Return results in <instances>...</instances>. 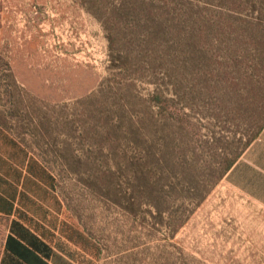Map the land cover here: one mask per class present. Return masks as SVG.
<instances>
[{
	"label": "rangeland",
	"instance_id": "obj_1",
	"mask_svg": "<svg viewBox=\"0 0 264 264\" xmlns=\"http://www.w3.org/2000/svg\"><path fill=\"white\" fill-rule=\"evenodd\" d=\"M261 24L264 0H0V130L62 258L264 264V206L192 195L264 113Z\"/></svg>",
	"mask_w": 264,
	"mask_h": 264
},
{
	"label": "crops",
	"instance_id": "obj_2",
	"mask_svg": "<svg viewBox=\"0 0 264 264\" xmlns=\"http://www.w3.org/2000/svg\"><path fill=\"white\" fill-rule=\"evenodd\" d=\"M0 130V264H54L49 241L33 225L42 223L28 209L38 206L26 184L35 181L26 154ZM29 163V165H28ZM234 189L264 206V129L225 177Z\"/></svg>",
	"mask_w": 264,
	"mask_h": 264
},
{
	"label": "trees",
	"instance_id": "obj_3",
	"mask_svg": "<svg viewBox=\"0 0 264 264\" xmlns=\"http://www.w3.org/2000/svg\"><path fill=\"white\" fill-rule=\"evenodd\" d=\"M259 26L262 29H264V25L261 24ZM156 99L158 103L160 104L164 103L165 101L163 94L158 95ZM263 129H264V113L258 118L253 132L249 136H247L246 140L243 141V143H241V145L237 147L235 151H232L230 153H225L222 156L221 162H219V167L217 168L212 167L210 169L208 179H206L203 184L202 182L198 181V184H197L198 190L192 193V195L198 196L199 201H202L203 199H205V197L210 193L213 187H215L221 180H223L226 177L227 173L231 170L234 164L240 159V157L250 147V145L259 137ZM37 173L39 174L40 172H37ZM176 185L178 186V183H176ZM176 185L173 184V189H176ZM193 210L194 209L192 208L189 210L187 209V214H184L178 219L179 222L177 224V228H180L183 226L186 216L188 215L187 217H189L193 213ZM47 255L49 257V260L50 261L52 260L54 264H74L73 260L70 259L66 261L65 258H62L61 254L56 250L55 246L52 245L51 242H49V253ZM69 255L70 254H68L67 257L70 258L71 256ZM92 264H96V263L92 262Z\"/></svg>",
	"mask_w": 264,
	"mask_h": 264
}]
</instances>
